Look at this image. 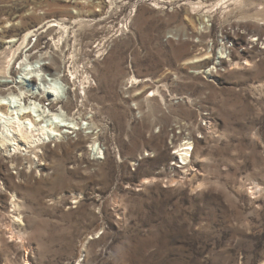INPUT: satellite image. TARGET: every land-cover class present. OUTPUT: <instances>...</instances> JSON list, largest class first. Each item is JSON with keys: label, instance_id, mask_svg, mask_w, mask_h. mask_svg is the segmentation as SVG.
Here are the masks:
<instances>
[{"label": "rangeland", "instance_id": "1", "mask_svg": "<svg viewBox=\"0 0 264 264\" xmlns=\"http://www.w3.org/2000/svg\"><path fill=\"white\" fill-rule=\"evenodd\" d=\"M81 2L95 15L76 20L68 44L61 28L33 35L10 67L30 88L21 63L40 68L58 43L78 61L84 86L61 52L67 80L45 74L53 98H74L69 110L62 102L40 117L36 99L22 106L53 148L78 140L75 126L89 135L79 142L91 160L64 144L49 154L18 189L19 216L11 194L0 195V264H264V0ZM47 3L60 17L79 10L66 0H0V18L11 27ZM11 55L0 47V69ZM11 96L0 99L19 105ZM185 147L191 163L182 167ZM16 171L0 166V192L24 183ZM41 172L53 177L38 182Z\"/></svg>", "mask_w": 264, "mask_h": 264}, {"label": "bare ground", "instance_id": "2", "mask_svg": "<svg viewBox=\"0 0 264 264\" xmlns=\"http://www.w3.org/2000/svg\"><path fill=\"white\" fill-rule=\"evenodd\" d=\"M66 1L71 2L72 4L79 5L78 8L79 10L77 14L72 15L71 18L60 17L59 15L60 12L53 9V6H51V4L49 3H47V5H49L50 8H46V10L40 16L36 15V11L34 9L33 11L31 10L29 13H26L28 17L41 19V23L39 26H32L31 21L26 18L25 14L22 15L16 14L15 16H18L19 18L16 21H14L11 27L8 26L7 22H5L0 18V26H1L0 47L4 46L12 51L11 58L8 61L9 65L6 68L4 67L0 69V95L7 96L9 93V95L13 96V94L16 93L17 95L14 94L13 97L16 98V102L19 103V105H16L14 107L12 106L14 105L13 104L14 101H10V104H7L3 101L2 98L0 99V111L3 112L1 119L2 122H0L1 123L0 124V166L3 165L4 163L12 164V168H15L17 170L15 172L16 176H14V178L22 177L25 179L24 183L22 181H18L16 184H12V183H9L8 185L5 184L3 186L5 191H1L0 195L5 193L11 194L12 196L11 212L16 213L15 215L18 216L24 210L23 207L26 205L19 200L20 196L18 194L19 192L18 189L23 188L22 184L23 185L26 184V182L32 177L31 172L33 173V170H37L38 168H40L41 165H45L42 169L48 167L47 162L50 160L49 154L51 155L55 154L58 156L60 155L61 150L63 148L62 144H64V146L67 148L74 146V148L77 149L78 151L80 148V151L83 153L84 156L83 158L89 161L91 160L88 151H85V148H83L79 142L80 139H84V140L88 139L89 135L84 136V134L81 131L77 130L78 128L77 126L75 127L73 126V127L75 128L74 130L77 132L79 139L74 140L71 137L64 136V139L61 142L56 143L55 148L51 147L45 140H43L42 135L45 134L46 130L44 128H39L41 125V122L39 121V119H41L40 117H46L49 115L46 114L45 116L46 110H44V108L45 109L49 108L50 110L57 109L58 103L61 104L62 102H64L63 108L69 110L74 100L72 96H69L70 98L65 100H62L61 98L60 99L53 98L52 96L54 95L53 92L55 90L53 91L50 88H49L50 90L45 89V87H47V83H49L48 81L49 78L46 77L45 74H53V75L59 74L58 77L60 76L64 80H67V75L60 74L59 70L57 69L58 67H61V65H59V61H58L59 57L57 55V52H61L62 56L65 57L64 63H66L65 65H67V67L69 68V72L73 78L74 85H77L78 82H80V84L84 86V84L89 82V77L85 76L83 79H81L82 74L79 73L80 71L77 67L78 61H76V59L71 60V58L67 59L65 56L66 51L58 43L54 48L55 49L54 52L50 54L48 53V51L44 52L42 58L50 59V62L42 63L40 65V68L38 67L30 68V69L28 67L24 68L26 64L21 63L20 70L26 72L27 77L24 78L29 80L28 82L29 84H32V87L30 88H27V86L25 85L27 83L22 82L20 79L17 80V78L15 77L21 71L20 72L15 71L14 67H10V62L13 59L14 62H17L21 56V53L25 51V48L27 46L24 44L28 41L29 37H32L33 35L42 37L43 34L46 32V30L61 28L62 30H64V36H65L64 43L68 44V42L71 39L70 33L68 34V32L69 31L74 32V28L77 23L76 20L78 19L83 20L87 17H92L93 15H95V10L93 9L91 3L81 2L82 0L81 1L66 0ZM71 6H66L63 9H69V8L71 9ZM23 31H24V35L21 34V32ZM60 39H62V37H60ZM255 39L256 38L252 39V41ZM20 47H22V49H20ZM26 51H28V48ZM28 57L29 59H31V56ZM220 57L224 58L225 56H220ZM70 62L71 63L73 62V66L72 64L71 66H69ZM2 77H11L12 81H10L9 79L5 80ZM35 86H39L38 91H33V87ZM83 89L85 90V95H88L86 91V87H83ZM71 92L72 90L70 91L71 95H74L76 93L74 92L72 94ZM7 98L9 97H6V100ZM31 99H36L43 106V109H39L40 117L38 116V118L34 117L31 114V111L28 110V107L24 108L22 106L25 103L27 104V102L31 103L30 101ZM84 104L85 103H83V105ZM70 114L72 119H74L73 122H77L76 124H79V119L83 118V116L80 115L81 114L80 110H77L76 112ZM89 120L90 122L96 124V126H99L97 124L94 115L90 117ZM97 134L98 132L96 133L95 136L96 139H100L101 136H104L102 134H98V135ZM188 138L189 139L186 143H181L179 146L182 147L191 144L192 142V141L190 142L191 136H188ZM182 150L183 152H181V158L183 162L186 163L182 167H187V165L191 163L190 159L188 158L190 153L189 148L185 147ZM50 163L51 162H49V164ZM22 165H26L28 169L23 170ZM45 173L46 172H41L36 174L37 177H39L40 174V180H38V182L45 181L44 178L50 179L53 177V175L49 174L48 172H47L48 174ZM10 175H11L10 177H12L13 179V175L12 174ZM21 236H23V234H21Z\"/></svg>", "mask_w": 264, "mask_h": 264}]
</instances>
